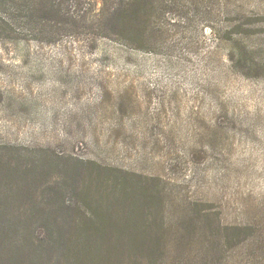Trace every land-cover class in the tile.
<instances>
[{
  "label": "rangeland",
  "instance_id": "374dc122",
  "mask_svg": "<svg viewBox=\"0 0 264 264\" xmlns=\"http://www.w3.org/2000/svg\"><path fill=\"white\" fill-rule=\"evenodd\" d=\"M20 1L0 13L25 15ZM59 1L89 21L56 34L0 24V209L85 212L90 233L103 218L127 231L264 225V0H175L154 50L99 37L101 0ZM189 242L183 264L215 262ZM223 254L264 264L250 247Z\"/></svg>",
  "mask_w": 264,
  "mask_h": 264
},
{
  "label": "trees",
  "instance_id": "16d2710c",
  "mask_svg": "<svg viewBox=\"0 0 264 264\" xmlns=\"http://www.w3.org/2000/svg\"><path fill=\"white\" fill-rule=\"evenodd\" d=\"M20 2L16 8L26 14L10 16L1 12L0 24L8 26L24 20L28 28L40 30L37 31L40 34H56L64 27L82 28L90 19L77 14L66 18L59 0ZM101 2L99 14L94 15L99 37L153 50L168 40L166 23L178 4L175 0ZM12 8L15 9L13 2ZM38 11H45L48 16L40 17ZM35 40L45 39L35 37ZM46 192L48 197H58L65 203L58 192ZM59 212L53 208L0 209V264H183L181 258L193 252L188 246L196 234L205 250L218 252L213 264H226L223 253L230 250L234 255L242 246L250 247L252 254L264 256V225L259 222L224 226L219 220L213 223L204 218L201 224L192 219L174 227L149 224L127 231L121 224L110 230L103 218L96 226L103 228L90 233V227L85 226L90 224L82 219L85 212H78L70 220H62Z\"/></svg>",
  "mask_w": 264,
  "mask_h": 264
}]
</instances>
